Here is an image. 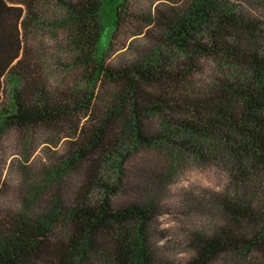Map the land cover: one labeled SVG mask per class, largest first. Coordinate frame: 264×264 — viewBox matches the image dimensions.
I'll list each match as a JSON object with an SVG mask.
<instances>
[{
    "label": "trees",
    "instance_id": "1",
    "mask_svg": "<svg viewBox=\"0 0 264 264\" xmlns=\"http://www.w3.org/2000/svg\"><path fill=\"white\" fill-rule=\"evenodd\" d=\"M251 13L233 0H163L149 12L130 0H0V133L42 130L65 141L57 165L27 180L23 211L0 209V264H264V27ZM54 16L68 44L59 65L76 75L74 87L55 88L24 40L35 21ZM145 25L158 32L154 52L109 65L119 34ZM136 149L166 154V172L148 175L149 186L185 163L228 170L225 191L185 202L210 218L185 232L182 260L167 259L173 242L158 199L112 203ZM68 173L82 179L71 201Z\"/></svg>",
    "mask_w": 264,
    "mask_h": 264
},
{
    "label": "rangeland",
    "instance_id": "2",
    "mask_svg": "<svg viewBox=\"0 0 264 264\" xmlns=\"http://www.w3.org/2000/svg\"><path fill=\"white\" fill-rule=\"evenodd\" d=\"M161 2L163 0H130V5L133 10L149 12L156 10ZM233 3L244 9L251 8V14L258 18L259 23L264 27V0H250V2L249 0H233ZM164 4L167 3L164 2ZM172 6L179 8L180 4L173 3ZM56 21V16L44 17L35 21L30 32L24 34V40L31 54L39 58L40 63L46 68L51 78L50 82L55 88L74 87L77 80L76 75L65 71L59 65V62H68V55L65 51L68 44L65 42L64 34L56 28ZM108 22L107 19V27ZM144 28V31L140 32L138 29L129 27L119 34L111 50L105 52L109 56L107 60L109 65L116 68L129 66L154 52L156 46L153 41L158 32L153 29L147 30L146 25ZM151 31L153 35L148 34ZM105 34H108L107 28ZM210 69L214 67L211 65ZM211 74L212 70H207L206 75L211 76ZM9 95L10 84L5 79L1 108L4 109ZM157 124L156 120H152L147 123V126L150 130H154ZM64 152L65 141L58 140L56 135H48L41 130L31 137L30 135L23 136V133L14 128L3 130L0 133V209L13 215L23 211L20 207V200L24 194L21 196L20 193L24 189L26 191L27 180L35 177L36 168H47L54 163L56 166ZM131 153L121 170L122 174L115 180L118 190L112 200L114 207L119 208L137 202L145 203L152 198L158 199L164 209L159 219L160 226L168 232L169 242H173L168 244V250L171 253L167 259L172 262L188 257L186 248L182 244L185 232L192 225L199 226V224L207 223L210 214L207 209H203L198 216H195L191 210L187 209L185 202H190L191 196L199 195L210 198L214 194L225 191L229 181L226 166L220 164L203 167L193 162L185 163L165 183L156 181L149 186L150 184L146 181L149 178L148 175L155 176V173L166 172L168 166L166 154L162 151L142 149H136ZM81 182L79 174L65 175L63 195L66 200L73 199ZM97 198L95 197L94 201ZM37 201L39 200L36 196L30 197V203L35 204ZM202 216H205L207 221L203 220ZM59 229L62 233L67 230L65 227Z\"/></svg>",
    "mask_w": 264,
    "mask_h": 264
}]
</instances>
